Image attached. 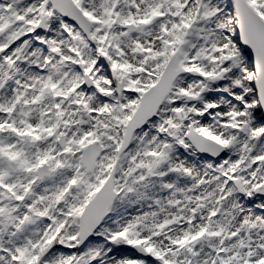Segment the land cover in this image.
<instances>
[{
    "label": "snow or ice",
    "instance_id": "1",
    "mask_svg": "<svg viewBox=\"0 0 264 264\" xmlns=\"http://www.w3.org/2000/svg\"><path fill=\"white\" fill-rule=\"evenodd\" d=\"M0 264H264V0H0Z\"/></svg>",
    "mask_w": 264,
    "mask_h": 264
}]
</instances>
